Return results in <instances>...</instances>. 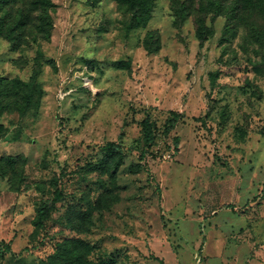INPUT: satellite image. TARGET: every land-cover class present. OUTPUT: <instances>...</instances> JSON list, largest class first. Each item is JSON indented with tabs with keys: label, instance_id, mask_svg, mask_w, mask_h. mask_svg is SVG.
Returning <instances> with one entry per match:
<instances>
[{
	"label": "rangeland",
	"instance_id": "obj_1",
	"mask_svg": "<svg viewBox=\"0 0 264 264\" xmlns=\"http://www.w3.org/2000/svg\"><path fill=\"white\" fill-rule=\"evenodd\" d=\"M36 1L0 7V77L44 91L0 114V264H264V14L158 0L129 31L117 0H50L45 40Z\"/></svg>",
	"mask_w": 264,
	"mask_h": 264
},
{
	"label": "trees",
	"instance_id": "obj_2",
	"mask_svg": "<svg viewBox=\"0 0 264 264\" xmlns=\"http://www.w3.org/2000/svg\"><path fill=\"white\" fill-rule=\"evenodd\" d=\"M19 0H0L1 11L4 10L3 6L9 4H15ZM119 6L126 13L132 15V22L129 25V31L137 29H143L148 26L153 17V10L158 0H117ZM253 4L257 11H259V17L264 14V0H246ZM215 5V3H211ZM33 6L36 12V23L38 35L45 40H50L51 28L53 26L52 16L50 13L51 9H54V5L50 0H39L33 2ZM36 6V7H35ZM0 11V12H1ZM24 30L26 25L21 19L16 28H13L10 33H14L16 30ZM198 35L202 43L209 40L214 35V31L209 29L206 25L205 19L202 17L198 20ZM215 80H213L214 83ZM44 91L37 81V77H32L29 81H23L21 79H8L0 77V114L4 112H18L20 115H27L30 112H37L41 107V100L43 98ZM143 132L146 142L151 145L156 140L154 133V125L149 119H145L142 123ZM180 138H175L176 147L179 145ZM108 154L114 155V153H120V148L115 143H107L104 147ZM103 166H107L108 163H102ZM119 166V165H118ZM117 166V169L119 168ZM55 203H58L62 199V194L56 192ZM48 216V208L46 203H41L38 208V224L39 226L44 225ZM12 252V248L9 244L5 247L0 248V258L5 253ZM56 258V257H53ZM157 259V258H156ZM58 264V263H53Z\"/></svg>",
	"mask_w": 264,
	"mask_h": 264
}]
</instances>
